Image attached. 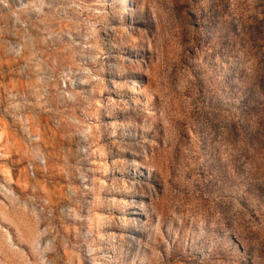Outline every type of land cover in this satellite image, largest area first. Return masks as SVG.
Returning a JSON list of instances; mask_svg holds the SVG:
<instances>
[{
  "label": "rangeland",
  "instance_id": "obj_1",
  "mask_svg": "<svg viewBox=\"0 0 264 264\" xmlns=\"http://www.w3.org/2000/svg\"><path fill=\"white\" fill-rule=\"evenodd\" d=\"M0 264H264V0H0Z\"/></svg>",
  "mask_w": 264,
  "mask_h": 264
}]
</instances>
